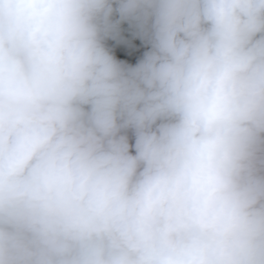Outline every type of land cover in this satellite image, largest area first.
<instances>
[{
  "label": "clouds",
  "instance_id": "obj_1",
  "mask_svg": "<svg viewBox=\"0 0 264 264\" xmlns=\"http://www.w3.org/2000/svg\"><path fill=\"white\" fill-rule=\"evenodd\" d=\"M0 264H264V0H0Z\"/></svg>",
  "mask_w": 264,
  "mask_h": 264
},
{
  "label": "rangeland",
  "instance_id": "obj_2",
  "mask_svg": "<svg viewBox=\"0 0 264 264\" xmlns=\"http://www.w3.org/2000/svg\"><path fill=\"white\" fill-rule=\"evenodd\" d=\"M127 35H128L129 38H131V37H130V34H127ZM132 42H133V44H136V45H137V48H138V50H139L140 52H142V51L144 50L143 45H142L141 42L137 41L135 38H132ZM110 43H111V42H110Z\"/></svg>",
  "mask_w": 264,
  "mask_h": 264
}]
</instances>
